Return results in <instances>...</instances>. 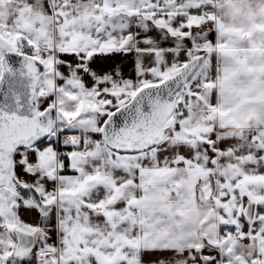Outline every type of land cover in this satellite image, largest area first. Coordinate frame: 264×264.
Instances as JSON below:
<instances>
[{"label":"snow or ice","instance_id":"obj_1","mask_svg":"<svg viewBox=\"0 0 264 264\" xmlns=\"http://www.w3.org/2000/svg\"><path fill=\"white\" fill-rule=\"evenodd\" d=\"M0 264H264V0H0Z\"/></svg>","mask_w":264,"mask_h":264}]
</instances>
